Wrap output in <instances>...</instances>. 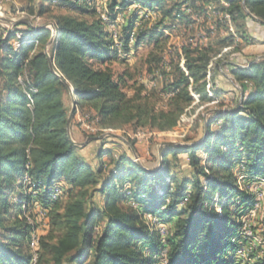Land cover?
Wrapping results in <instances>:
<instances>
[{"label":"trees","instance_id":"obj_1","mask_svg":"<svg viewBox=\"0 0 264 264\" xmlns=\"http://www.w3.org/2000/svg\"><path fill=\"white\" fill-rule=\"evenodd\" d=\"M107 1L103 20L94 0H32L30 15L43 16L55 7L65 10L52 16L54 31L45 22L25 28L16 23L0 35V264H30L33 224L28 218L36 222L29 212L35 205L46 212L49 225L38 242L36 264H239L234 257L239 229L255 201L249 186L264 177V58L247 68L224 65L240 83L242 98L232 107L200 113V136L163 145L160 168L143 166L125 151L104 163L101 158L113 149L103 146L96 150L93 167L67 133L63 96L67 82L74 90V114L78 105L89 104L101 129L131 125L135 131H169L195 99L202 105L221 93L211 73L213 94H208V67L213 62V71L217 69L224 56L214 59L227 47H232L228 54H235V62L242 58L244 47L252 43L249 14L264 21V0L176 1L171 22L189 26L195 20L184 6L194 13L200 9L197 16L205 21L216 16L213 29H207L218 34L213 40L209 34L204 46L184 41L177 62L168 63V80L152 90L151 84H141L130 95L123 88L132 76L115 75L109 64L124 59L120 49H130L138 10L117 28L116 36L117 13L133 4L157 11L163 0ZM169 15L163 12V18ZM224 16L236 36L228 22L231 34H220L227 28ZM163 18L136 31L135 48L152 44L160 53L163 34L158 28L169 27ZM161 60L151 52L147 72ZM175 166L186 174L177 178ZM57 188L61 193L53 200ZM94 194L100 205L91 203ZM147 216L156 217V223ZM159 225L168 230L164 238ZM252 255L254 264H264V247Z\"/></svg>","mask_w":264,"mask_h":264},{"label":"rangeland","instance_id":"obj_2","mask_svg":"<svg viewBox=\"0 0 264 264\" xmlns=\"http://www.w3.org/2000/svg\"><path fill=\"white\" fill-rule=\"evenodd\" d=\"M176 1L180 0H163L161 5L158 7V10L148 8L147 13H143V6L140 4H133L130 6H135V9H137V17L136 18V24L134 25L135 28L132 32V39L130 42H134V36L138 29L141 27L144 28V30H148L151 27L154 26V24L160 19V17L163 18V12L169 11L170 15L168 18H163L166 24H169V27H159L158 30L163 34L160 37V43H161V51L158 54L154 49L153 45H147L146 43L144 45H140L138 48L134 47V43L131 44L130 42V49L128 51H122L119 50V57L124 58L123 60H117L112 61L109 66L112 72L115 75H124L129 74L132 76V80L127 79L126 85L124 86L123 90L128 94H132L134 88L138 87L141 84H151L152 89H158L161 87L162 83L168 80V63L170 60L173 62H177L178 56L177 52H179L181 45L183 42H193L194 44H199L200 46H204V44H207L209 42V36L212 38V40L217 36L216 30H213L211 33L207 29L211 25L213 26V21L216 19V16L213 15L210 18H208L207 21L204 20L203 15L197 16V13H194L190 7L184 6V8L188 12H193L191 18L194 19V23L189 24V26H186L184 23H178V21H170L171 17L176 14V11L172 9L173 4ZM1 2V13H0V35L3 33V29H11L13 27V24H11L9 21L17 22L18 20H28L31 24L37 23L42 24L46 23V26L51 28L52 21H53V15L58 13H64L65 10L52 8L48 13H46L43 16H37V15H30L27 11V8L32 4V0H0ZM221 4L224 3L221 2ZM94 5L99 10V17H101L104 13V16H106L107 0H94ZM143 9V10H142ZM212 10H210V13ZM172 13V14H171ZM147 14V15H146ZM225 17V16H224ZM178 18V17H177ZM176 18V19H177ZM141 21V22H139ZM170 22V23H169ZM226 22V30H221L220 34L222 36L231 34L229 31L227 19L225 17ZM22 25H20V28H25L26 23L21 22ZM117 24L115 29L116 30V36H117V28L119 29L121 25L123 24V20H117ZM213 29L212 27H210ZM231 32H235V29L233 28ZM210 34V35H209ZM249 34L252 38V43L249 45H246L244 49L247 47L246 51L243 52V56H246V58H241L237 63L233 61L235 58V54H228V52L232 49V47L224 48L221 53L214 59H221L222 63L221 67L224 68L225 62H235L238 66L241 68H247L249 66V63L252 61H257L253 59L256 55L264 53V26L259 25L258 23H255L250 27ZM209 35V36H208ZM237 35V34H236ZM115 36V38H117ZM20 37L19 34H17V38L13 40V45L17 46L18 41L17 39ZM240 42V40L238 41ZM153 52L154 54H157L162 58L160 64L158 67H152L153 72L150 74L147 72V65L145 63L146 58L149 56V54ZM181 53V51H180ZM251 60V61H250ZM213 63V62H212ZM211 63V64H212ZM180 67L183 69V57L180 58ZM213 64L210 71V79L209 83L211 84V73L212 76L215 79V82L217 81V84L222 86L221 92L217 97L213 99V101L204 103L202 105H198V99H195V102L192 104V106H195V110L192 111L190 108H187L189 110L187 113L183 114L179 120V123L177 126H175L173 129L165 132H159V131H152L146 127L141 128L139 130L135 131V128L131 125H123L122 127L118 129H101L98 125V120L95 118V111L91 108V106L87 103H81L78 105V108H76L77 113L80 117L87 118V121L89 122V125L93 128H95L94 131H90L89 129H85L80 131L78 128V119L76 117L75 123L82 135H87L88 137L93 136H99L103 133H106L107 137L105 142H101L100 140H92L85 144V153L86 157L89 158L91 161H93V164H91L93 167H95V153L96 150L103 146L104 148H115L118 152H126L129 154L133 161L140 163L143 166H159V154H158V148L164 143L170 142V143H183L185 139H195L200 136L201 134V128L200 126L197 127L196 121H199L197 119L198 115L200 113L207 115L209 110L215 109L219 106H222V108H228L234 106L235 102H239L240 100H236L237 98L234 97L231 99L230 92H233V90L237 91L238 88L241 87L240 83L235 79V77L230 73L229 69L227 68L225 72L227 73V76H219L220 73H218V66L217 69L213 71ZM162 69H165L164 71ZM184 70V69H183ZM127 76V75H126ZM212 77V78H213ZM207 81V79H206ZM209 94V93H208ZM213 93L211 92V95ZM210 95V94H209ZM210 95V96H211ZM66 105L68 108V115L71 111L73 102L70 100V98L67 97L66 99ZM166 104L165 101L162 103H158V106H164ZM207 110V113L205 110ZM186 110V111H187ZM77 114V115H78ZM76 116V112H75ZM91 119V120H90ZM104 137V138H105ZM143 137L141 140H137L135 138ZM121 138V139H119ZM80 142H86V139L82 137ZM162 148V147H161ZM106 160H109V157H105ZM108 163V162H107ZM183 168V165H182ZM172 170L175 172L177 178H181L183 175L186 174V172H183L181 167H172ZM256 182L252 183H261L264 185V177L259 176L257 177ZM241 177L239 180V183L241 184ZM63 183V181H61ZM251 183L249 190L255 195V201L253 204V207L249 210L246 217L243 219V221H248V224L254 225L255 227H259L261 229V224L264 226V186L263 189H261L259 192L258 190H255V185ZM252 189V190H251ZM255 192V193H254ZM259 193V194H258ZM262 195V196H261ZM20 196V190H16L13 193V198L15 200H18ZM63 203L66 201V197L62 198ZM261 202V203H260ZM91 203H96L98 205L101 204V201L99 199L98 194H94L91 200ZM18 208V206L16 207ZM23 209H26V205H23ZM256 210V211H255ZM30 213L34 214L36 219V224L39 227V234L41 236L45 235L48 231L49 225L48 223H45L42 225L41 228V208L38 206L31 207L29 210ZM29 212H27V216H29ZM259 213V214H258ZM255 214V215H254ZM13 215V214H12ZM254 216V217H253ZM251 218V219H250ZM253 218V219H252ZM258 218V219H257ZM32 223H34L33 220L28 218ZM246 219V220H245ZM258 221H256V220ZM48 220V217H47ZM251 220V221H250ZM254 220V221H253ZM243 221L241 225L243 224ZM259 224V225H258ZM252 227V231H255V227ZM241 227V226H240ZM261 231V230H260ZM262 235V232H256L255 237L257 238V249L260 250L261 247H264V241L259 240L258 236ZM232 241V240H231ZM261 244V247L258 246ZM263 245V246H262ZM38 251V249L36 250ZM37 254V252H36ZM235 259L239 262V264H254L256 260H246L241 259L239 257L236 258L234 253ZM250 261V262H248ZM32 264V260L30 262Z\"/></svg>","mask_w":264,"mask_h":264},{"label":"bare ground","instance_id":"obj_3","mask_svg":"<svg viewBox=\"0 0 264 264\" xmlns=\"http://www.w3.org/2000/svg\"><path fill=\"white\" fill-rule=\"evenodd\" d=\"M148 10H143V13H147ZM104 14V13H103ZM147 15V14H146ZM101 18L103 20L106 19V16L102 15ZM227 22L229 23V27L232 31V26L230 24V20L229 17L226 16ZM106 22V21H105ZM52 27V26H51ZM113 33L116 35V30H113ZM234 35L235 33L232 32ZM236 36V35H235ZM132 37V35H131ZM238 39V38H236ZM211 67L212 64L209 65L208 67V72H207V84H206V90L209 92V94H211V84L209 83V79H210V71H211ZM85 122L87 121V118H85ZM91 120V119H90ZM89 124V122H88ZM79 125H81V119L79 120ZM85 129H89L90 131H94L95 128L91 127L90 125H88V128H83V130L85 131ZM250 187V186H249ZM252 190V189H251ZM61 193L60 188H57L55 190V192L52 195V199L56 200L58 198V195ZM255 193V192H254ZM260 193V192H259ZM258 193V194H259ZM262 196V195H261ZM261 203V202H260ZM264 204V203H263ZM130 205V204H129ZM131 206L135 207L134 203H131ZM256 211V210H255ZM259 214V213H258ZM255 215V214H254ZM254 217V216H253ZM247 218V217H246ZM251 219V218H250ZM253 219V218H252ZM258 219V218H257ZM147 220H149V222H151L152 224L156 223V217L154 216H147ZM246 220V219H245ZM256 220V219H255ZM251 221V220H250ZM254 221V220H253ZM258 221V220H256ZM31 222V221H30ZM32 223V222H31ZM249 222L247 221H243V224L241 225L240 229H239V233H238V241H240V243L238 244L237 248L235 249L234 253L236 258L239 257L241 259H246V260H253L254 258L252 257L254 254V252L257 249V238L255 237V233L252 231V226L251 224H248ZM33 224V229L31 231V236H30V248H31V253H32V264H36V259H37V254H36V250L38 248V243H37V238H36V234H39V227L34 223ZM247 225V226H246ZM259 225V224H258ZM261 226V232L264 234V226L263 224L260 225ZM255 227V226H254ZM159 233L161 235L162 238L166 237L167 235V229L166 227L159 225L157 226ZM261 235V239L258 238L259 240L264 241V235ZM259 246V245H258ZM165 254V251L163 252V255ZM258 257V256H257ZM238 259V258H237ZM250 262V261H248Z\"/></svg>","mask_w":264,"mask_h":264},{"label":"crops","instance_id":"obj_4","mask_svg":"<svg viewBox=\"0 0 264 264\" xmlns=\"http://www.w3.org/2000/svg\"><path fill=\"white\" fill-rule=\"evenodd\" d=\"M213 16V15H212ZM255 23H258L259 25H261V26H264V25H262V24H260L259 22H257V21H255L254 19H252L251 17L247 20V23H246V25H247V29H248V32H249V30H250V27H252V25H254ZM204 45H206V44H204ZM246 49H247V47L243 50V52H245L246 51ZM180 51L181 50H179V53H180ZM246 58V56H242V58ZM261 58H264V53H262V54H258V55H256L253 59H255V60H259V59H261ZM233 61H235V59H233ZM228 63H231V62H225V64H228ZM237 63V62H236ZM235 62H232L231 64H236ZM237 65V64H236ZM229 69V67H228V65L227 66H224V68H222L221 67V64H219V66H218V70H219V76H227V73L225 72V70L226 69ZM216 83H217V81H216ZM217 85V87L221 90L222 89V86L221 85H219V84H216ZM222 93V92H221ZM230 95H231V99H233L234 97H236L237 98V100H240V97H241V93H240V90L239 89H237V91H235V90H233V92H230L229 93ZM64 103H65V105H66V99H67V97L68 98H70V100L72 101V99H71V96H70V92H69V89L67 88V91L64 93ZM75 99V98H74ZM67 106V105H66ZM76 112V116H75V114L73 113V116H72V118H71V121H70V124H69V128H68V135H69V137H70V139L73 141V142H75L76 143V146L79 148V150H78V153H79V155L80 156H82L89 164H93V161H91L89 158H87L86 157V154H84L85 153V148L86 147H84L85 146V144L86 143H88V142H80L81 141V139H82V137L84 138V135H82V133H80V131L78 130V128H77V126H76V123H75V119H76V117H77V119H78V117H80L79 116V114L77 113V110L75 111ZM78 114V115H77ZM79 120H80V118L78 119V123H79ZM90 137V136H89ZM87 138H88V136L85 138L86 140H87ZM119 139H121V138H119ZM122 140V139H121ZM90 141H92V140H90ZM95 141H97V140H95ZM113 149V153L111 154V155H105V156H103L102 158H101V161H103L104 163H109L110 162V160H111V158H115L116 157V153H117V150L115 149V148H112ZM109 157V160H106V158L105 157ZM159 159V158H158ZM97 162H98V159L96 158V153H95V164H97ZM184 164H186L185 162H183V165ZM109 166H111V165H108V167ZM261 237V235H259L258 236V238H260ZM261 239V238H260ZM264 243V242H263ZM264 245V244H263ZM262 245V246H263ZM259 246L261 247V244H259Z\"/></svg>","mask_w":264,"mask_h":264},{"label":"water","instance_id":"obj_5","mask_svg":"<svg viewBox=\"0 0 264 264\" xmlns=\"http://www.w3.org/2000/svg\"><path fill=\"white\" fill-rule=\"evenodd\" d=\"M249 16H250L252 19H254L255 21H257V22H259L260 24L264 25V21H262V20L256 18L255 16H253V15H251V14H249ZM9 22H10L11 24H13V25L16 24V23L24 22V23L28 24L29 26H32V24H31L28 20H26V19H24V20H18L16 23L13 22V21H9ZM51 29L54 31V27H53V25H52ZM51 41H52V38L50 39L48 45L51 43ZM49 62H50V67H51V69L53 70V64H52V61L50 60V58H49ZM65 84H66L67 88L69 89L70 96H71V99H72V102H73V105H72L71 111H70V113H69V115H68V117H67V120H66V130H67V133H68L69 124H70V121H71V118H72V116H73L74 109H75V99H74V90H73V88H72L67 82H65ZM238 89L240 90V93H241V97H240V99H241V98H242V88L240 87V88H238ZM106 135H107L106 133H103V134H101V135H99V136H90V137L87 138L86 142H88V141H90V140H100V139L104 138ZM71 142H72L73 144L76 145V143L73 142L72 140H71ZM175 144H179V143H176V142H175V143L167 142V143L162 144V145L160 146V148H158V154H159V166H158V167H159V168H160L161 165H162V163H161V162H162V161H161V158H162L161 147H162L163 145H175ZM139 164H140V163H139Z\"/></svg>","mask_w":264,"mask_h":264},{"label":"built area","instance_id":"obj_6","mask_svg":"<svg viewBox=\"0 0 264 264\" xmlns=\"http://www.w3.org/2000/svg\"><path fill=\"white\" fill-rule=\"evenodd\" d=\"M1 4V2H0ZM135 10V6L131 7V8H126L125 11L123 12H119L117 13V17H116V20H123V24L125 23V21L127 20V17L130 15V13H132L133 11ZM184 11L187 13V14H191L192 12H188L185 8H184ZM0 13H1V5H0ZM104 15V14H103ZM141 22V21H139ZM136 24V23H135ZM33 26H37L38 24L37 23H34L32 24ZM111 26L113 24H110ZM116 41V39H115ZM118 42V41H116ZM131 44H133V42H130ZM242 88V87H241ZM88 122H85V119L84 117H81V125H78V128L80 129V131L83 132V128H88ZM137 140H141L143 139V137H139V138H135ZM253 185H255V190H258V192L263 189V186L261 183H252ZM40 218H41V228H42V225L45 224V223H48V220H47V215H46V212L41 208V214H40ZM247 226V225H246ZM255 231L256 232H261L260 231V228L257 226L255 227ZM263 234V233H262ZM264 235V234H263ZM36 238H37V243L40 242V238H41V234H36ZM37 261V259L35 260Z\"/></svg>","mask_w":264,"mask_h":264}]
</instances>
